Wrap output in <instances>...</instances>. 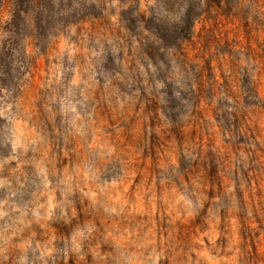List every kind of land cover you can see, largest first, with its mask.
Instances as JSON below:
<instances>
[{
    "label": "clouds",
    "instance_id": "obj_1",
    "mask_svg": "<svg viewBox=\"0 0 264 264\" xmlns=\"http://www.w3.org/2000/svg\"><path fill=\"white\" fill-rule=\"evenodd\" d=\"M20 15L19 35L0 23V264H264L212 227L264 183V0H35ZM212 32L233 41L186 54ZM213 163L230 181L216 199Z\"/></svg>",
    "mask_w": 264,
    "mask_h": 264
},
{
    "label": "rangeland",
    "instance_id": "obj_2",
    "mask_svg": "<svg viewBox=\"0 0 264 264\" xmlns=\"http://www.w3.org/2000/svg\"><path fill=\"white\" fill-rule=\"evenodd\" d=\"M35 0H0V23H4V27L7 31L13 32L15 35H19L20 32L27 27L24 18L20 15L22 10L27 11L28 9L34 6ZM6 6L11 7L12 18L10 25L4 22L3 9ZM197 29H200V25L196 26ZM205 28L209 27L208 25L204 26ZM231 27V25H228ZM236 40L244 42V36L241 34L236 37ZM233 41V36L231 32H225L223 34L219 32H212L211 35L206 36L199 44L190 45L186 50V54L189 57H194L196 53V48L198 47H207L211 49L214 44L219 43L221 45L231 43ZM8 53L4 52L0 55V65H3L4 58ZM206 55V54H205ZM201 64L203 62L201 61ZM216 61L212 60L205 70L204 75L208 74V70H215ZM44 68L41 66L39 71L36 69L33 70V79L39 80L40 76L43 74ZM217 79H219V73H216ZM202 147H208V137H200ZM211 155V154H210ZM215 161V157H212ZM213 167L216 171V175L213 177L212 183L209 187L212 189L208 195L212 199H216L217 188L223 187L224 185L230 183L229 176L227 173L222 175V172L225 171L220 164L213 163ZM203 171V169H201ZM249 177H252L253 174L249 172L247 174ZM248 183L252 186L251 190H246L243 187L237 193L241 205L235 210H230L226 212L224 208H221L220 213L218 214L216 224L213 227L214 232L218 234L225 227L230 228L233 232V240L239 242L241 240L249 243L250 245L259 244V248L264 249V234L261 232L249 231L250 229H256L261 226L262 220H264V183L258 182L255 178H250ZM221 205H228V200L226 197L220 198ZM198 230V229H197Z\"/></svg>",
    "mask_w": 264,
    "mask_h": 264
}]
</instances>
